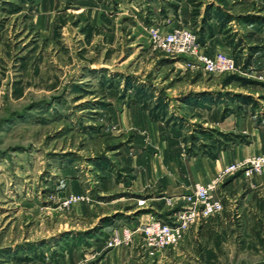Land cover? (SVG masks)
<instances>
[{"label": "rangeland", "instance_id": "rangeland-1", "mask_svg": "<svg viewBox=\"0 0 264 264\" xmlns=\"http://www.w3.org/2000/svg\"><path fill=\"white\" fill-rule=\"evenodd\" d=\"M154 24L192 29L236 70L205 74L153 49ZM133 106L186 156L246 144L220 122L264 119V0H0V264H264V169L227 177L223 210L165 251L149 255L138 233L106 247L125 225L168 221L165 198L181 195L128 188L141 152L160 148L139 115V127L118 121Z\"/></svg>", "mask_w": 264, "mask_h": 264}, {"label": "built area", "instance_id": "built-area-1", "mask_svg": "<svg viewBox=\"0 0 264 264\" xmlns=\"http://www.w3.org/2000/svg\"><path fill=\"white\" fill-rule=\"evenodd\" d=\"M149 40L153 49L172 57H183L188 66L198 67L205 74H227L236 70L234 57L224 51H216L208 56L201 51L197 35L185 26H172L163 31L155 24L149 27ZM264 169V155H256L223 166L210 180L196 182L187 192L165 198V205L172 210L168 221L150 217L137 227L125 225L114 231L106 242V247L115 248L132 244L138 233V245L149 255L167 250L178 243L193 224L223 210V202L217 190L223 181L238 172L245 177L261 174ZM84 195H71L65 204L83 201ZM145 199H137V205H145Z\"/></svg>", "mask_w": 264, "mask_h": 264}, {"label": "crops", "instance_id": "crops-1", "mask_svg": "<svg viewBox=\"0 0 264 264\" xmlns=\"http://www.w3.org/2000/svg\"><path fill=\"white\" fill-rule=\"evenodd\" d=\"M206 47L205 54L208 56L219 51H211ZM138 111L135 106L130 110L121 111V118L120 120L118 118V121L120 124L123 123L124 129L133 128L134 126L139 127L136 122V116L139 115L144 130L150 127L153 130L154 128L156 129L160 148L159 153L154 156L145 154V151L141 152L139 160L142 161L145 167L142 166V169L137 170V173L134 174V179L127 185L132 191L140 192L147 182L153 180L156 183L155 186L159 187L166 195L187 193L194 183L210 180L223 166L229 163L249 156L264 155V119L256 122L254 116L244 114V112L224 118L220 122V127L222 130L232 129L236 133L246 135L247 143H240L230 148L222 149L219 151L218 156L212 159L200 154L184 155L178 141L169 136L168 129L158 123L152 126L149 117L144 116L143 118V115L139 114ZM256 176L255 178L260 182L259 184L263 185L264 173ZM153 199L155 198H149V200ZM153 206L156 207L157 204L151 203L150 207L153 208Z\"/></svg>", "mask_w": 264, "mask_h": 264}]
</instances>
